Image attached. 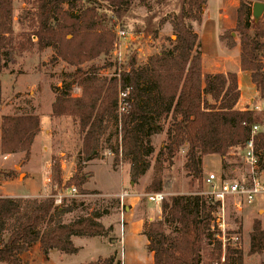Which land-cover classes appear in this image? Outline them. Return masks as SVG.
<instances>
[{
    "label": "trees",
    "instance_id": "16d2710c",
    "mask_svg": "<svg viewBox=\"0 0 264 264\" xmlns=\"http://www.w3.org/2000/svg\"><path fill=\"white\" fill-rule=\"evenodd\" d=\"M23 2L29 9L19 18L26 30L14 35L13 0H0V52L6 51L11 58L14 50L51 48L52 61L73 68L57 89L50 116L71 118L76 123L81 148L76 171L64 184L59 162L52 159L51 183L63 185V189L75 187L81 196L95 195V191L82 188L91 177L82 174V169L98 156L111 125L117 127L119 137L118 144L110 148L114 164L127 162L130 180L136 183L151 168L147 159L154 153L152 137L164 131L154 168L157 173H162L164 167L170 170L183 153L189 192L164 200L160 218L144 223L143 235L153 264H243L242 251L229 244V232L223 244L216 238V228L211 230L220 204L202 194L203 163L206 156L217 155L226 167L229 154L249 140L251 127L264 125V111L236 109L240 94L235 73L203 72L201 44L191 23L201 22L207 0H155L156 6L143 17L130 10L135 0ZM102 5L111 13V19L121 23L140 21L139 34L144 38H156L169 24L175 39L169 40L170 47H162L158 54L150 56L143 66H137L132 54L126 70L101 78L99 73L113 65L108 60L103 64L95 62L102 57L108 59L113 50L115 34L111 28L116 24L105 26V18L98 16ZM232 33L240 47L239 68L249 72L264 103V12L254 21L252 5L238 0L234 29L219 36L228 49L237 44ZM75 89L80 91L79 96H73ZM39 132L40 118L35 114L2 116L0 156L23 154V161L27 162ZM255 144L264 169V132L255 138ZM167 184L162 175L156 176L147 193L162 192ZM53 193L43 199L0 197V264H21V256L36 244L44 258L52 251L75 255L79 249L73 244V237L96 238L112 232L111 227L106 229L100 223L98 212L65 222V216L76 212L80 204L71 200L57 206ZM209 246L212 249L204 260L203 252ZM263 252L264 220H254L248 255ZM116 256L113 252L87 264H120Z\"/></svg>",
    "mask_w": 264,
    "mask_h": 264
},
{
    "label": "rangeland",
    "instance_id": "374dc122",
    "mask_svg": "<svg viewBox=\"0 0 264 264\" xmlns=\"http://www.w3.org/2000/svg\"><path fill=\"white\" fill-rule=\"evenodd\" d=\"M247 1L252 7L255 3L264 4V0ZM234 2V0L229 1V10L226 13L230 19L233 16L232 6ZM222 4L223 1L220 0H209L206 20L199 26L196 22L191 23L193 31L198 34L203 45L205 58L207 55V58L210 59L212 55L220 56L223 53L221 43L214 36L222 27L219 12V7L222 8ZM103 6L99 8L98 16L102 19L105 18L103 20L105 26L111 28L114 22L116 24L111 28L115 34L113 50L108 59L102 57L95 62L96 64H103L108 60L113 65L112 68L99 73L101 78H111L114 76V72L117 75L120 70H126L129 57L132 54L136 57L137 66H143L150 56L158 54L162 47H170V41L175 39L169 24L162 27L156 38H144L143 35L139 34L142 29L140 21L127 20L121 23L116 18L111 19V13L106 11ZM155 6V0H147L145 3L135 0L130 10L133 14L143 17ZM28 9L29 5H25L23 0H13L12 28L14 35H19L26 30V26L19 17L24 10ZM119 30L125 33L123 39H119L117 36ZM224 33L225 31L222 30L220 35ZM232 37L236 39L234 33H232ZM53 54L54 51L51 48L43 50L33 48L28 52L14 50L11 52V58L8 57L6 51L0 52V118L5 115L31 113H36L40 118V132L37 135L38 138L33 142L27 162L23 161V154L0 156V197L43 199L55 192L53 197L61 196L62 203L65 201L68 204L74 200L80 204L79 209L74 214L65 216V222L87 216L91 212H98L101 214L103 226L106 229L111 227L112 232L106 236L87 239L85 241L86 246L78 254L72 256L70 261L67 257H62L57 251H52V255L44 258L38 244H36L21 256V264H86L90 261L88 258L93 257L96 253L101 255L104 250H108V247H115V252L118 250L117 252L122 257L128 258L129 256L130 264H152V260L148 261L147 239L142 234L139 235L138 239H136L138 235L133 238L132 229L135 221L130 218L129 214H123L119 194H126V192L138 194L139 208L144 210V213L147 207L160 208V205L151 204L146 199V195L151 194L147 193V189L156 176L162 175L163 182H168L167 187L162 191L166 195L165 200L170 196L188 194L189 181L183 171V153L179 154L176 163L170 170H166L164 167L162 173H157L154 165L156 154L163 144L164 131L153 136L154 153L147 159L151 168L136 183H133L129 176V164L124 161L114 164V154L110 148L118 144L119 137L117 127L111 125L108 133L101 141L98 156L82 169V174L91 175L82 188L95 191L96 194L81 196L76 193L72 196L69 189H63V185L57 187L54 183L52 184V159L55 158L59 162L62 184L66 183L72 177L70 163L72 161L77 162L81 141L79 140L80 137L78 138L77 125L71 118H53L50 116L51 105L57 94V89L66 80V75L73 71L72 67L63 62L52 61ZM207 58L206 62L209 63ZM228 61L226 68L232 69L234 67L233 62L231 59ZM262 62L264 64V55ZM218 70L223 71L224 69L219 68ZM255 94L256 92L249 82L242 83V103L253 98L252 103L245 105L244 108L252 110L255 105L263 107V100L259 96L256 98ZM79 95L80 91L75 89L73 96ZM261 128L264 130V125ZM225 163L226 167L223 168L221 159L214 155L207 157L203 178L209 174H214L218 179L240 181L245 177V169L238 151L233 150L226 158ZM201 190L202 193L208 191L203 180ZM225 205L226 228L229 232L227 236L230 246L242 251L243 264L264 262V252L259 255H248L252 222L264 220V198H256V202L251 206H244L241 213L234 210L231 200H228ZM121 214H123V218L120 223ZM149 216L152 218L150 221L147 219ZM149 216H145L146 223L157 220L156 215L151 214ZM233 237L237 241H230ZM119 241L121 242L118 246L117 242ZM211 249L212 246L205 248L204 260H206ZM224 250L222 248V254H224Z\"/></svg>",
    "mask_w": 264,
    "mask_h": 264
},
{
    "label": "built area",
    "instance_id": "2783aa9c",
    "mask_svg": "<svg viewBox=\"0 0 264 264\" xmlns=\"http://www.w3.org/2000/svg\"><path fill=\"white\" fill-rule=\"evenodd\" d=\"M117 36L119 39H123L125 33L119 30ZM120 96L124 97L125 94H121ZM252 110L260 113L264 111V106L261 107V105H255ZM261 132H264L261 126L253 125L250 130L249 140L240 150H238L241 163L245 169V177L243 179L240 181L218 179L214 174H209L203 178V184L207 187L208 191L202 194L212 198L220 204L215 215L214 224L211 226V230L216 228V238L223 244L226 242L227 233L225 216L226 202L231 200L233 202L234 210L241 213L244 206L253 205L256 202V198H264V169L260 167L259 152L257 151L255 144V138ZM69 190L72 193V196L77 193L75 187H71ZM123 196H127V194H122V197ZM146 199L151 204L160 205L166 199V195L163 192L151 193L146 195ZM54 200V203L57 206L62 203L61 196L54 198ZM122 218L123 215L121 214L120 223ZM231 240L235 241L236 238L233 237Z\"/></svg>",
    "mask_w": 264,
    "mask_h": 264
},
{
    "label": "crops",
    "instance_id": "0c3cea01",
    "mask_svg": "<svg viewBox=\"0 0 264 264\" xmlns=\"http://www.w3.org/2000/svg\"><path fill=\"white\" fill-rule=\"evenodd\" d=\"M220 1H223V4L221 5L222 8L219 7V12H220V21H222V27L220 28V30L218 31V33L216 35H214L215 37H217L218 41L221 43V49L223 51V53H221L220 56H210L211 58H207L208 55H207V59L210 61L209 63L206 62V58H205V53H204V50H203V45L200 41V44H201V58H202V68H203V72L204 73H207V74H226V73H235L236 74V77H237V84H238V89H239V94H240V97H239V100L237 102V105H236V109L238 110H246L247 108H244L245 105L247 104H251L252 103V99L248 100V102L246 103H242V83H244L245 81L246 82H249L250 85L252 86V88H254L253 84L251 83V79H250V74L249 72H245V71H241L240 68H239V61H240V47H239V43H238V40H236V46L231 48V49H228L224 44L223 42H221L219 40V36L220 35V32L222 30H224L225 32L227 31H230L231 29H234L235 27V24H236V9L238 7V0H234V5L232 6V11H233V16L232 18L230 19L229 16L226 14L228 13V10H229V1L231 0H220ZM208 2L209 0H207V3H206V6L204 8V12H203V16H202V19H201V22L200 23H197V25H201L205 20H206V13H207V6H208ZM198 35V34H197ZM199 37V36H198ZM214 38V37H213ZM214 40V39H213ZM239 49V51H238ZM228 59L233 62V65L234 67L232 69H227L226 65L228 64ZM224 69L223 71H220L218 69ZM255 90V88H254ZM256 92V98L259 96L258 95V92L255 90ZM35 115H37L35 113ZM38 138V136L35 138V140ZM79 138V136H78ZM80 140V138H79ZM35 142V141H34ZM80 148H81V141H80ZM211 156V155H210ZM210 156H206L204 158V163H203V167H204V171H206V165H205V159L207 157H210ZM216 156L217 158H219V156L217 155H214ZM220 159V158H219ZM70 166H71V175H74L75 171H76V161H72L70 163ZM70 175V176H71ZM67 180V178H66ZM122 192V191H121ZM127 196H123L122 197V194L120 193L119 194V198H120V206L123 208V214L127 213L130 215V218L135 221V223L133 224V229H132V233H133V238L136 237V235H138L136 237V239H138L139 235L142 234L143 235V228H144V223H145V216H149V215H156L155 217L157 219L160 218V215H161V211H160V208L159 207H147L145 213H144V210H141L139 208V197H138V194L136 193H127ZM122 197V198H121ZM75 212L71 213V214H74ZM69 214V215H71ZM122 214V215H123ZM149 221L152 219L150 218H147ZM102 217L100 218V223L102 224ZM120 221V219H119ZM103 225V224H102ZM145 237V236H144ZM87 239H94V238H80V237H73L72 238V242L73 244L75 245V247H77L79 249V251L81 249L84 248V246H86V243L85 241H87ZM121 241L117 242V245L119 246V243ZM147 240H146V246H147ZM78 251V253H79ZM118 250H116V254H117V260L120 262V264H130V258L128 256V258L126 257H122L121 254L119 252H117ZM104 253H102L101 255H99V253H96L93 257L91 258H88L90 259V261H88L87 263H90V262H94L96 261L98 258H107L109 257L110 255L113 254V252H115V247H108V250H104L103 251ZM53 252H50L49 253V256L52 255ZM77 253V254H78ZM61 254V253H59ZM130 254V252H129ZM62 257H67V259L70 261V258L74 255H64V254H61ZM76 255V254H75ZM149 260L148 261H151L152 264H153V258H152V254L149 253ZM86 263V264H87ZM81 264V263H80Z\"/></svg>",
    "mask_w": 264,
    "mask_h": 264
},
{
    "label": "water",
    "instance_id": "95a60500",
    "mask_svg": "<svg viewBox=\"0 0 264 264\" xmlns=\"http://www.w3.org/2000/svg\"><path fill=\"white\" fill-rule=\"evenodd\" d=\"M264 12V4L255 3L252 7V18L254 21H258Z\"/></svg>",
    "mask_w": 264,
    "mask_h": 264
}]
</instances>
